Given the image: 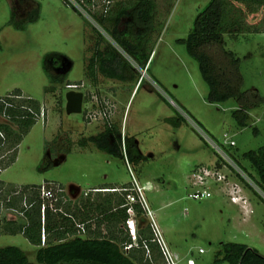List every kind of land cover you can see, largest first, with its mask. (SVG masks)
Listing matches in <instances>:
<instances>
[{
    "label": "rangeland",
    "instance_id": "rangeland-1",
    "mask_svg": "<svg viewBox=\"0 0 264 264\" xmlns=\"http://www.w3.org/2000/svg\"><path fill=\"white\" fill-rule=\"evenodd\" d=\"M165 1L156 0L162 25L143 75L145 81L133 90L136 81L99 77L93 87L84 76V64L95 41L92 27L108 37L81 8L77 7L79 14L62 0H0V96L18 88L24 96L37 100L45 115L23 137L15 161L0 172V180L5 188L56 182L64 188L60 207L64 212L69 200L72 210L76 208L75 201L81 208L80 195L85 196V192L91 199L108 193L90 189L103 185L120 187L134 177L139 184H151L144 197L166 245L177 255V264H188V259L193 264H228L215 262L222 243L226 242L246 244L264 257V194L240 168L243 166L254 175L242 154L264 146V103L247 110V126L240 128L232 117V111L239 108L234 98L216 104L207 101L208 88L198 65L177 39L187 36L195 16L209 0H171L168 13H164ZM37 6L38 19L24 30L6 25L11 11L17 19H23L33 16ZM262 17L260 10L248 14L246 22L259 24ZM224 38L226 47L240 58L242 90L256 91L264 98V32L227 33ZM43 60L52 73L67 72V80L56 84L54 93L44 92L50 83L43 71ZM137 69L142 75V69ZM67 81L84 82L83 92L88 96L87 99L83 96L84 113H66ZM104 109H111L108 118L101 114ZM89 112L91 116L87 115ZM179 116L184 120L177 126L167 120ZM107 120L120 125L122 136L135 137L145 161L134 166L98 150L90 142L86 148L74 142L67 153L51 155L45 151L46 141L57 132L62 142L66 137L76 141L83 135L97 134ZM229 141L235 145L231 146ZM203 167L218 170L237 182L244 189L250 207L243 213L240 204L232 203L224 180H210L204 187L193 186L192 174ZM203 188L210 196L200 199L190 196ZM1 204L0 198L1 216L17 217L16 211ZM96 215L93 210L92 218ZM149 223L144 211L141 216L128 213L123 228L136 239L139 230ZM91 226L95 227L93 220ZM149 229L154 239L150 226ZM7 245L19 247L29 261L37 263V247L22 234L0 235V247Z\"/></svg>",
    "mask_w": 264,
    "mask_h": 264
},
{
    "label": "trees",
    "instance_id": "trees-1",
    "mask_svg": "<svg viewBox=\"0 0 264 264\" xmlns=\"http://www.w3.org/2000/svg\"><path fill=\"white\" fill-rule=\"evenodd\" d=\"M62 1L67 5L65 0ZM104 1L109 3H100L99 8L92 10L90 7L92 1L84 0L87 11L108 37L92 27L95 41L90 49L91 54L84 64V76L93 87L97 85L100 76L122 82L136 81L137 86H140L145 79L141 77L137 68L145 69L147 72L152 47L162 25L158 20L161 12L158 11L157 2ZM165 2L164 13H168L171 0ZM39 9L37 6L33 16L23 19H17L15 12L11 11L6 25H11L16 30H24L29 24L36 22ZM72 9L79 13L74 7ZM260 10L263 12L262 21L255 25L248 24L247 15ZM244 31L264 32V0H209L195 16L187 36L177 39L198 65L201 78L208 88L207 101L216 104L230 98L236 100L239 108L232 111V117L240 128L247 126V110L264 103V98L256 91L242 90L240 58L226 47L225 34L235 35ZM49 68L50 66L43 60V71L50 83L44 92L54 93L57 90L56 84L67 80V72L58 75L52 73ZM84 96L88 98L87 94ZM0 116L7 121L0 122V172H2L15 161L23 137L37 120L42 116L45 118V115L37 100L24 96L20 89L15 88L0 96ZM167 120L177 126L184 118L179 116L178 119L173 117V120L170 118ZM63 141L57 132L50 141H46L45 151L51 155L58 152L67 153L74 142L81 148H86L90 142L98 150L118 156L134 166L146 160V156L139 153L134 137L128 134L122 136L120 125L114 121H105L102 129L95 135L85 137L83 135L76 141L66 137ZM242 157L249 163L254 175L245 167H240L237 163L236 165L264 194V146L244 152ZM216 166L220 167L219 161H216ZM43 185L52 190L51 198L42 197V184L5 188L4 181L0 180V192L3 190L0 193L2 207L17 213L14 219L0 215V235L22 234L37 247L36 264L163 263L159 248L155 249L152 245L153 236L148 225L139 230L136 245L127 251L123 250L124 245L132 243V237L124 230L128 220L127 207L123 206L124 193L104 191L108 193L93 199L88 193L86 197L83 193L80 195L81 208L77 207L75 201L76 208L72 210L69 200L66 206L64 205L63 212L60 209L64 197L63 186L52 181H44ZM101 188L110 189L114 186L104 185ZM93 210L98 213L95 219L92 218ZM134 210L135 216H141L142 210L137 204L134 205ZM92 220L95 223L94 228L91 226ZM154 250L159 253H154ZM215 262L264 264V257L246 244L226 242L222 243ZM0 264L35 263L29 261L19 247L7 245L0 247Z\"/></svg>",
    "mask_w": 264,
    "mask_h": 264
},
{
    "label": "built area",
    "instance_id": "built-area-1",
    "mask_svg": "<svg viewBox=\"0 0 264 264\" xmlns=\"http://www.w3.org/2000/svg\"><path fill=\"white\" fill-rule=\"evenodd\" d=\"M67 5L74 7L78 12L81 10L82 12H86V14L90 17L91 21L96 24V26L98 28H100L98 26V24L96 23V21L92 18L91 14L87 11L86 8V3L84 2V0H65ZM92 4H91V8H95L96 6H98L97 8H99L100 3H98L96 0H91ZM108 4L109 1H104L102 0L101 4ZM84 8H82V7ZM81 8L80 10H78V8ZM86 10V11H85ZM80 13V12H79ZM81 14V13H80ZM146 68V67H145ZM140 69V68H139ZM145 69H142L141 71H143ZM146 72V70H145ZM145 74V73H144ZM65 89H67V91H80L83 93L84 96V88H85V84L83 81H79V82H67L64 85ZM66 91V92H67ZM111 109H104L101 114L102 116H104L105 118H108L110 116V111ZM83 111V110H82ZM88 116H91V113L89 112L87 114ZM229 144L235 145L234 141H229ZM213 145L215 146V148L217 150L220 151V153L224 156L225 153L216 145L213 143ZM227 157V156H226ZM228 158V157H227ZM229 159V158H228ZM230 160V159H229ZM232 161V160H231ZM126 162V161H125ZM127 163V162H126ZM132 175V173H131ZM192 185L193 186H206L207 183L213 179L215 181H222L225 179V175L221 174L218 170H211L209 168L203 167L201 171L197 172V173H193L192 174ZM151 187V184L149 182H145L144 184H139L133 177V180L130 181V183L127 186H120V187H114V188H103V189H92L90 190L91 192H96V191H111V192H118V193H124V205L126 206V211L127 213H134V205L137 204L142 211H144L146 213V215H148V217L150 218V223L149 226L154 234V241L158 244V247L160 249L162 258H163V264H177L178 262V258L177 255L175 253H173L169 247L166 245V242L164 241L162 234L158 228L157 223L155 222V220L153 219V212L152 210L149 208V206L147 205V202L145 200L144 197V191L148 190ZM236 190V189H235ZM88 192H85V194H87ZM41 195L43 198H51L53 193L52 190L50 188H46L43 183H42V187H41ZM190 196H192L195 199H200V198H204V197H208L210 196V193L206 190V189H201V190H195ZM230 199L232 201H238V200H242L241 197L239 196H235L233 194L230 193ZM133 245H136V239H132V243L124 245L123 248L124 250H128L130 247H132ZM202 249H199V252H202ZM148 252V250H147ZM188 264H193L191 259H188Z\"/></svg>",
    "mask_w": 264,
    "mask_h": 264
},
{
    "label": "crops",
    "instance_id": "crops-1",
    "mask_svg": "<svg viewBox=\"0 0 264 264\" xmlns=\"http://www.w3.org/2000/svg\"><path fill=\"white\" fill-rule=\"evenodd\" d=\"M150 59V58H149ZM149 62V61H148ZM148 65V64H147ZM101 77V76H100ZM108 79V78H107ZM112 80V79H111ZM117 81V80H116ZM67 82H69V81H67ZM136 86H134L133 87V90L137 87V84H135ZM133 90H132V92H133ZM2 117V116H1ZM0 122H7L6 121V119L4 118V117H2V120L0 121ZM131 136H133V135H131ZM134 137V136H133ZM134 140H135V137H134ZM142 155V154H141ZM212 180V182L213 181H215V180H213V179H211ZM224 183H225V186H226V188H227V190L229 191L228 193H231V194H233V195H235V196H239V197H241L242 198V200H238V201H232V203H238V204H240L241 205V207L243 208V213H244V210H246L247 208H249L250 207V205L248 206V198H247V196H246V194H245V192H244V189L237 183V182H235V181H231V180H229L228 178H227V176L225 175V179H224ZM104 186V185H103ZM119 187V186H118ZM78 188V187H77ZM92 189H103V188H101V186H100V188L99 187H95V188H92ZM92 189H90V190H92ZM236 189V190H235ZM240 189L242 190V192H240ZM80 190V189H79ZM234 190V191H233ZM102 192H104V191H102ZM118 193V192H117ZM230 196V195H229ZM244 216H245V214H244Z\"/></svg>",
    "mask_w": 264,
    "mask_h": 264
},
{
    "label": "water",
    "instance_id": "water-1",
    "mask_svg": "<svg viewBox=\"0 0 264 264\" xmlns=\"http://www.w3.org/2000/svg\"><path fill=\"white\" fill-rule=\"evenodd\" d=\"M145 73V70H143V73L141 77H143ZM65 110L66 113H79L82 111V101H83V93L80 91H67L65 93Z\"/></svg>",
    "mask_w": 264,
    "mask_h": 264
},
{
    "label": "bare ground",
    "instance_id": "bare-ground-1",
    "mask_svg": "<svg viewBox=\"0 0 264 264\" xmlns=\"http://www.w3.org/2000/svg\"><path fill=\"white\" fill-rule=\"evenodd\" d=\"M226 157V156H225Z\"/></svg>",
    "mask_w": 264,
    "mask_h": 264
}]
</instances>
